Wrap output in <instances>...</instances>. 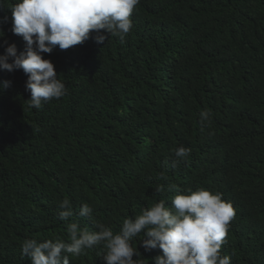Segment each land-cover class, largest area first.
Instances as JSON below:
<instances>
[{
	"label": "trees",
	"instance_id": "1",
	"mask_svg": "<svg viewBox=\"0 0 264 264\" xmlns=\"http://www.w3.org/2000/svg\"><path fill=\"white\" fill-rule=\"evenodd\" d=\"M17 2L2 0L0 55L5 41L25 47L11 31ZM130 19L123 41L101 30L103 44L42 54L66 91L39 109L23 71L0 70V264H30L25 239L67 240L64 199L81 228L118 233L125 218L170 206L171 185L220 193L235 211L221 255L264 264V0H139ZM179 147L190 154L178 160ZM83 204L92 220L79 216ZM142 239L131 244L154 264L162 252ZM104 252L70 264H103Z\"/></svg>",
	"mask_w": 264,
	"mask_h": 264
},
{
	"label": "clouds",
	"instance_id": "2",
	"mask_svg": "<svg viewBox=\"0 0 264 264\" xmlns=\"http://www.w3.org/2000/svg\"><path fill=\"white\" fill-rule=\"evenodd\" d=\"M138 3L139 0H18L10 9L11 31L22 37L25 47L18 54L16 45L5 41L0 70L8 73L22 70L28 77L25 90L30 92V99L27 102L39 109L42 103L59 99L66 91L54 64L42 54H51L57 46L67 50L90 38L103 44L107 36L101 30L123 41L132 28L130 17ZM0 7H3L2 0ZM7 21L5 16L2 22ZM11 83L4 81L3 88H9ZM208 115L207 111L201 113L204 119ZM189 154L190 149H175L178 160ZM171 166L175 167L176 161ZM169 190L178 193L170 206L160 200L134 218H125L118 233L96 221H93L96 231L81 228L71 221L75 213L70 200L64 199L59 204L58 218L67 222V240L25 239L21 255L30 264H70V256H80L85 250L102 244L103 264H143L144 259L131 244L133 238L143 234L139 245L145 252L157 249L162 252L154 258V264H231V258L221 255L220 249L229 222L235 216L233 206L224 202L220 193L189 188L180 194L176 185H171ZM156 191L162 192L163 187L157 186ZM79 216L92 220V207L83 204ZM134 256L137 258L133 259Z\"/></svg>",
	"mask_w": 264,
	"mask_h": 264
}]
</instances>
